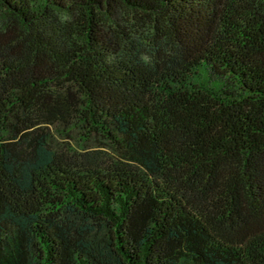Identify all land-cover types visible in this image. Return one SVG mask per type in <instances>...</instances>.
<instances>
[{
    "label": "trees",
    "instance_id": "trees-1",
    "mask_svg": "<svg viewBox=\"0 0 264 264\" xmlns=\"http://www.w3.org/2000/svg\"><path fill=\"white\" fill-rule=\"evenodd\" d=\"M0 264H264V0H0Z\"/></svg>",
    "mask_w": 264,
    "mask_h": 264
}]
</instances>
